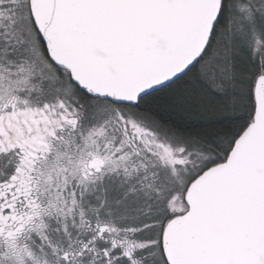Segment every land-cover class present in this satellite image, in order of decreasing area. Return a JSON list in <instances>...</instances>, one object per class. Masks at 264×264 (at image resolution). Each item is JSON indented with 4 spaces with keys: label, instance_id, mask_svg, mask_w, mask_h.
I'll return each instance as SVG.
<instances>
[{
    "label": "snow or ice",
    "instance_id": "1",
    "mask_svg": "<svg viewBox=\"0 0 264 264\" xmlns=\"http://www.w3.org/2000/svg\"><path fill=\"white\" fill-rule=\"evenodd\" d=\"M0 264H264V0H0Z\"/></svg>",
    "mask_w": 264,
    "mask_h": 264
}]
</instances>
